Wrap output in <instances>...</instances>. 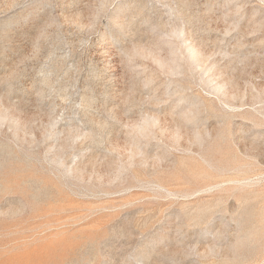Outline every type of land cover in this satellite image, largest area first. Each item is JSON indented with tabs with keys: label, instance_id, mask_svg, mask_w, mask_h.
<instances>
[{
	"label": "rangeland",
	"instance_id": "374dc122",
	"mask_svg": "<svg viewBox=\"0 0 264 264\" xmlns=\"http://www.w3.org/2000/svg\"><path fill=\"white\" fill-rule=\"evenodd\" d=\"M0 264H264V0H0Z\"/></svg>",
	"mask_w": 264,
	"mask_h": 264
}]
</instances>
